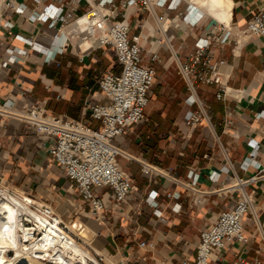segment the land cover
I'll list each match as a JSON object with an SVG mask.
<instances>
[{
  "label": "crops",
  "instance_id": "obj_1",
  "mask_svg": "<svg viewBox=\"0 0 264 264\" xmlns=\"http://www.w3.org/2000/svg\"><path fill=\"white\" fill-rule=\"evenodd\" d=\"M230 1L227 17L210 0H184L179 8L183 15L191 8L202 17L195 26L165 8L156 9L157 15H166L158 23L140 4L122 6L121 0H113L114 12L109 6L101 9L111 14L108 25L122 22L130 38L139 37L143 65L154 68L143 121L116 140L123 153L119 166L133 180L129 196L115 205L108 188L99 191L106 205L95 220L97 254L107 264H194L200 231L235 204L237 193L228 189L236 179L256 175L255 165L264 161V36L239 41L234 35L237 44L209 47L206 53L219 63L215 82L197 84L192 94L175 65L176 58L187 60L202 30L215 32L224 25L240 31L252 13L264 9V0ZM0 2V63L9 46L15 50L14 61L0 71V102L14 99L18 112L25 103L43 105L50 114L98 129L85 103L104 102L97 82L102 74L119 71L112 47H99L94 39L87 49L81 45L85 33L79 20L98 0ZM8 2L13 7L4 5ZM14 7L25 11L18 14ZM46 7L58 8L62 20L52 26L51 20H29L34 9ZM153 54L158 57L154 63ZM222 90L224 96L217 99ZM199 105L210 115L209 122L186 126V113L198 111ZM48 148L25 123L0 122V178L68 219L74 211L67 196L76 194L74 184ZM217 173L219 180L211 181L210 175ZM246 191L253 198L243 225L246 242L216 251L209 264H264V179ZM141 241L151 247H139Z\"/></svg>",
  "mask_w": 264,
  "mask_h": 264
},
{
  "label": "built area",
  "instance_id": "obj_2",
  "mask_svg": "<svg viewBox=\"0 0 264 264\" xmlns=\"http://www.w3.org/2000/svg\"><path fill=\"white\" fill-rule=\"evenodd\" d=\"M37 5L41 0H33ZM122 6L141 5L151 17L158 23L165 19V14L157 15V8H165L168 11H177V15L183 16L190 26L198 24L202 18L191 8L183 15L179 10L184 0H121ZM2 3L0 2V5ZM13 7L9 2L4 4ZM105 6L115 11L113 0H98L96 6H91L90 18L85 23L83 32L85 36L82 44L94 39L99 47L110 46L113 48L118 72L108 71L100 77L97 89L104 102H86L84 110L89 117L99 123L98 129H93L79 121L64 118L63 116L48 113L43 105L25 103L23 110H14V99L4 98L0 102V122L8 119H17L33 128L44 141L49 143L48 152L54 161L64 170L65 176L74 184V191L78 196L79 211L86 209L99 220L105 210L106 200L100 196L99 191L108 188L115 205L125 203L132 188L133 180L129 173L122 170L118 163V157L123 153L116 143L118 138L124 136L131 128L143 121L145 109L149 102V93L154 82V68L143 65L142 47L139 37H129L128 26L122 22L106 23L111 14L102 13ZM14 11L23 14L25 9L14 7ZM84 17V16H83ZM30 21L51 20L50 25L62 20L60 11L55 7H46L43 10L34 9ZM1 24V18H0ZM236 35L240 40L247 38H260L264 36V9L252 13L247 21L246 27L240 31L232 30L220 25L217 31L202 30L194 44L193 52L185 62L175 59L178 74L185 83L189 93H194L197 84L211 85L215 82V75L219 69V63L206 53L211 46H223L234 40ZM91 45L87 48H89ZM86 48V49H87ZM15 50L9 46L6 57L0 63V71L9 63L14 61ZM158 61L157 55L153 54L150 62ZM224 96L223 90L216 93V98ZM195 99L191 103H195ZM198 111H188L184 121L186 126L194 127L201 121L210 120V115L199 105ZM257 174L248 179H236L235 183L228 189L236 192L235 204L218 213L211 225L200 231L199 241L196 246L194 264H209L214 253L218 250L228 249L235 241L246 242L243 235V225L246 215L252 210L253 198L246 191L248 185L259 179H264V161L255 165ZM145 173L150 171L149 167H142ZM220 174L216 177L210 175L213 182L218 181ZM16 194L8 186L0 183V201L13 205L12 197ZM170 197L169 194H167ZM32 199V198H30ZM29 203V207L46 217L51 222H56L63 229L67 226L54 212L51 206L45 204ZM152 204V199L150 200ZM21 224L26 228H33L35 221L31 215L23 214ZM58 220V221H57ZM40 231L35 230L31 237L38 236ZM27 243L28 242H24ZM139 247H151L145 241L138 244ZM89 264H107L104 257L95 253ZM109 264H128L126 261ZM182 264H188L183 260ZM236 264H257L256 261L248 262L239 260Z\"/></svg>",
  "mask_w": 264,
  "mask_h": 264
},
{
  "label": "bare ground",
  "instance_id": "obj_3",
  "mask_svg": "<svg viewBox=\"0 0 264 264\" xmlns=\"http://www.w3.org/2000/svg\"><path fill=\"white\" fill-rule=\"evenodd\" d=\"M210 2L229 17L230 0H210ZM89 18L90 14H87L79 20V23H82L80 29L85 27ZM88 44L85 43L83 48ZM12 203L13 205L0 201V264H41L42 260H50L55 264H88L87 260L92 258L90 252L83 249L56 222H51L46 217L33 212L29 207V203H35L32 199L23 194L13 196ZM23 214L31 215L36 226L26 228L22 225L20 217ZM72 228L81 229L78 223L72 224L70 229ZM35 230L41 231L40 235L31 237L30 234ZM89 235L90 233H86L85 238H89ZM8 252L13 253V257L6 258Z\"/></svg>",
  "mask_w": 264,
  "mask_h": 264
},
{
  "label": "rangeland",
  "instance_id": "obj_4",
  "mask_svg": "<svg viewBox=\"0 0 264 264\" xmlns=\"http://www.w3.org/2000/svg\"><path fill=\"white\" fill-rule=\"evenodd\" d=\"M0 183L8 186L16 195L14 197H17L18 195H23L24 193L16 190L13 188L11 183H7L4 180L0 178ZM72 193V192H71ZM28 196L27 194H24ZM30 198V196H28ZM38 204H43L41 202H37ZM67 204L70 206V208L74 211L72 213V217H69L68 219H64L61 217V220L63 223L67 226V229H64L66 232L70 234V236L85 250L90 252L92 256L95 255V250H97V243H96V222L94 217L88 212L86 209L84 212L79 211V201L77 195L70 196V193H68L67 196ZM74 223H78L79 227L81 229L78 230V228H72L70 229V226ZM87 224V225H86ZM92 224V225H89ZM83 229V230H82ZM90 230V231H89ZM39 231V230H38ZM41 233V231H40ZM90 233L89 238H85V234ZM40 235V234H39ZM38 235V236H39ZM37 236V237H38ZM6 258L13 257V253H6ZM88 263V260H87ZM41 264H55L52 263L50 260H42ZM89 264V263H88Z\"/></svg>",
  "mask_w": 264,
  "mask_h": 264
}]
</instances>
